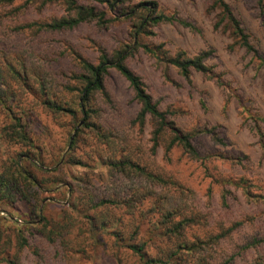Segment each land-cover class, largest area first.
<instances>
[{"label":"trees","instance_id":"1","mask_svg":"<svg viewBox=\"0 0 264 264\" xmlns=\"http://www.w3.org/2000/svg\"><path fill=\"white\" fill-rule=\"evenodd\" d=\"M93 1L100 7L79 0H26V7L35 3L40 7L59 4L64 11L51 20L26 25L30 29L36 27V32L72 30L84 23L106 27L120 19L133 22L130 43H121L110 53L101 50L97 62L80 55L77 57L79 70L70 77L75 82L71 89L82 91L88 105L97 103L100 97L109 102L106 79L114 69L129 82L133 97L140 105L134 123L144 127L149 119L152 124L154 153L161 147L168 154L179 148L195 161L228 158L221 152L202 154L195 139L205 134L211 135L216 143L222 142L215 128L192 132L182 130L171 118L170 111L159 106L147 91L143 78L128 64V60L142 50L167 68H174L187 81L191 82L193 73L198 72L216 78L227 87L223 76H218L214 67L208 65L210 51L193 56L185 50L172 53L163 45H149L142 40V36L153 34L152 28L162 23H178L189 28L194 25L175 14L157 11L154 2L131 6L132 0ZM4 3L6 0H0V4ZM259 3L264 5V0ZM214 9L218 18L216 28L229 33L240 48L253 52L264 67L263 55L252 45L242 21L227 0H214ZM8 38L5 31L0 30V142L6 148L4 156H0V209L4 204L10 206L17 201H25L31 208V217L25 221V227L18 229L19 250L42 237L55 251L38 253L36 264H55L56 258L64 256L65 250L75 248L71 245L73 241L69 233L77 224L82 225V218H85L91 232L89 244L95 242L94 231L107 233L117 255L129 253L136 264H264V186L260 182L245 177L227 179L234 189L240 190L252 210L241 217L232 215L231 218L218 219L211 204L203 206L193 188L180 182L175 175L143 163L127 138H119L105 123H99L101 108L90 105L82 111L87 121L85 126L94 132L98 157L105 160L115 179L114 195L93 189L94 182L89 175L79 179L77 185L68 183L67 163L87 166L76 156L80 149V131L73 140L69 138L63 145L58 143L51 147V130L46 134L49 143L47 137L41 138L36 126L43 122L47 127L46 120L55 121L68 115L75 119L76 115L57 100L55 79L48 68L37 63L29 51L21 50V46ZM253 119L252 129L259 136L264 160V126L260 123L264 118L258 115ZM66 148L68 150L62 158ZM62 186H66L70 197L74 195L73 202L42 196L44 192H58ZM255 186L257 191L252 189ZM234 189L225 187L221 192V209L231 207ZM43 201L46 202L42 204ZM49 202L64 204L66 215L59 228L48 227L44 210ZM75 211L81 216H75ZM128 216L129 220L125 221ZM249 254L252 257H244ZM117 259L116 263L122 264ZM0 264H19L18 258H13L4 245L1 230Z\"/></svg>","mask_w":264,"mask_h":264},{"label":"rangeland","instance_id":"2","mask_svg":"<svg viewBox=\"0 0 264 264\" xmlns=\"http://www.w3.org/2000/svg\"><path fill=\"white\" fill-rule=\"evenodd\" d=\"M79 1L100 7L93 0ZM141 2H154L157 11L175 14L194 25V28H189L178 23H162L152 28L153 34L142 36L145 43L163 45L172 53L185 50L191 56L210 51L212 55L208 65L214 67L218 76H223L227 87L221 85L216 78L205 77L198 72L193 73L191 82L187 81L174 68H167L142 50L128 60L129 66L143 78L147 91L162 109L170 111L171 118L182 130L192 132L195 129L215 128L217 134L222 137V142L216 143L211 135L205 134L195 139L202 154L221 152L228 158L195 161L179 148L168 154L165 148L161 147L154 153L152 124L149 119L144 127L134 123L140 105L133 97L129 82L114 69L106 79L109 102L100 97L97 103L88 105L84 102L82 91L71 89L75 82L70 77L79 70L77 57L80 55L97 62L101 50L106 49L110 53L121 43H130L133 40V22L120 19L114 20L106 27L96 23H84L72 30L36 32V27L30 29L26 25L62 15L64 11L61 5L47 4L40 7L35 3L26 7V0H6L7 5L0 4V30H4L9 36L8 39H13L21 46V50L29 51L37 63H43L48 68L55 79L57 100L70 107L76 115L75 119L67 114L68 116L62 119L46 120L47 127L45 123L39 122L37 130L41 138L47 137V132L51 130L50 140L53 144L47 137L51 147L58 143L63 145L69 138L73 140L80 131V149L76 156L82 158L87 166L67 163L66 181L77 185L79 179L89 175L94 182L93 189L112 196L115 192L114 177L105 160L98 157L93 139L94 132L85 126L87 121L82 111V108L88 109L90 105L96 109L101 108L98 114L101 118H97L99 123H105L119 138H127L143 163L155 170H162L165 174L175 175L180 182L193 188L203 206L211 204L218 219L231 218L232 215L241 217L252 208L240 190L234 189L235 187L226 180L245 177L264 186L262 149L259 136L252 129L255 116L264 118V67L260 64L261 60L254 56L253 52H247L236 45L229 33L216 28L218 18L214 0H132L131 6ZM227 2L242 21L252 45L264 57V5H261L259 0ZM260 123L264 126V121ZM67 150L68 148L62 158ZM5 151V146L0 142V156L3 157ZM106 155L109 153L106 152ZM134 155L137 156L136 153ZM65 187L62 186L58 192H44L42 196L57 198L65 203L73 202L74 195L70 197ZM225 187L234 189V198H230V208L221 209L219 200ZM252 189L258 190L257 186ZM61 202L46 204L44 213L49 220L48 227L59 228L65 219V208ZM30 212L31 208L25 201H17L10 206L4 204L0 209V230L4 245L13 258H18L19 264H36L38 253L40 255L55 251L42 237L37 241H30L28 246L19 250L18 229L25 227V221L31 217ZM74 215L81 216L76 211ZM128 220L129 216L125 217V221ZM93 234L95 242L89 244L90 226L86 219L82 218V225L77 224L69 233L73 241L71 245L75 248L65 250L64 256H58L54 263L117 264L118 258L122 264H136L135 258L129 253L122 252L117 255L112 246V238L107 233L94 231ZM244 257L250 258L252 254Z\"/></svg>","mask_w":264,"mask_h":264}]
</instances>
